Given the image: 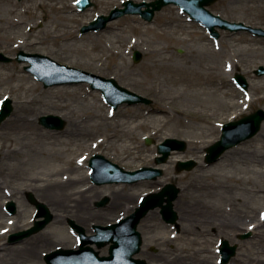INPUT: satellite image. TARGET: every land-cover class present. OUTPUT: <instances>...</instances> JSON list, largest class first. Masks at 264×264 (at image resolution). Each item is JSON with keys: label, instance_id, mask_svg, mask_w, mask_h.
Wrapping results in <instances>:
<instances>
[{"label": "bare ground", "instance_id": "1", "mask_svg": "<svg viewBox=\"0 0 264 264\" xmlns=\"http://www.w3.org/2000/svg\"><path fill=\"white\" fill-rule=\"evenodd\" d=\"M35 1L31 0V2ZM239 1L244 0H234V2ZM245 1L248 4L256 6L255 8L261 14L260 16H262L258 25L264 28L263 0ZM36 6L44 9V12L50 8L57 14L54 30L48 31V36L44 39H53L55 43L62 41L64 44L77 39L78 36L75 33L74 27L64 25L73 19V11L67 10L68 2L66 0H40L36 2ZM0 8L6 9L9 13H14L18 9V6L13 0H1ZM9 8L11 9L8 10ZM171 11L173 9H169V12ZM25 13L26 10L22 11L19 17L9 21L7 26H2L0 23V37L7 27L22 28L25 25H29L32 28V24H28V21L24 19ZM169 14L164 12L160 15L165 21L166 28L159 31L157 36L167 38L170 35L167 30L173 28L171 27V23L173 22H177L178 26L186 28V31L192 27L183 26V21L177 15L169 18ZM48 15L47 12L44 13V20L49 18ZM84 16L87 15L84 14ZM114 26H112V29H115ZM174 33L171 35L176 39H184L181 34L174 35ZM189 33L196 35V32L192 30ZM235 34L238 33H224L222 36L227 41L231 40L237 44V47L235 46L234 48L230 44L231 42H229V47H233V50L230 53L229 51L227 52L229 53V57L222 68L218 66L208 67L205 72H197L189 67L164 63L171 73L170 81L175 84L182 82L189 85L198 84L200 89L193 96L190 95V99L192 98L194 101H197L204 110H207L209 107L215 110L214 113L188 114L200 127L196 128V125L191 122L184 123L181 117H177L179 116L178 113L181 116H187L185 109H176L171 106L174 112L170 110L169 103L177 105V100L182 95L164 97L161 102L158 101L157 105L150 109L148 116H143L133 109L118 111V114H122L127 119L126 121L133 120L134 124L132 128L134 129H149L152 127V133L146 136L163 135L169 122L175 120L181 125L183 132L187 133V135L190 134V146L186 153L181 155L178 151H174L168 162L162 166L165 173L164 176L167 178L173 177V164L175 162L184 160L189 156L198 160L196 168L176 176L180 180H184L187 186H184V193L181 194L174 204V209L178 213V223L171 229L173 235L169 238L165 237L164 240H153L155 245H158V243L165 244L164 241L172 243L170 257H162L164 253L161 251L152 253L148 249H142L141 252L150 261H153L154 257H158L156 261L162 264H218L212 261V257L209 255L212 253V250L209 248L210 240L208 236L216 230L217 236H224L234 241L238 232L248 229L252 230L253 237L248 242L240 243L242 251L235 255L227 264H264V218H260L261 213L264 217V205L258 209L251 205V202L256 197L264 199V124L256 136L227 150L215 163L208 164L199 161V158L203 157L202 153L207 150L208 145L219 137L218 128L215 127L216 120L224 115L230 116L232 120L236 119L242 113L241 107L252 104L258 99L255 95L262 92V87L255 83H250L251 90L243 97H237L238 95L235 91L229 88L226 77L232 76L237 70L246 73L247 70L244 69L246 60L244 57L249 53H258L264 49L262 38L257 36L248 37L247 35H238L235 38ZM34 37L32 35L25 36L24 38L13 36L11 40L15 47L20 49H25L29 46L36 48L40 47V44L45 43L44 39L29 42ZM201 39H203L202 36ZM136 43L137 41L134 39L131 41V45L133 46ZM100 47V44L95 43L87 49L81 46L79 49L89 53ZM155 51L158 52L157 49L153 50V52ZM223 51H226V48L215 52V55L222 56L224 54ZM160 52L162 51L160 50ZM121 55L123 54L120 51L115 54L111 53V58L115 60L117 57H121ZM155 66V62L146 65L149 75L153 73L152 70ZM119 67L120 65L116 63L113 68L116 71ZM8 81L16 83V88L23 90L25 93H31L33 96L27 100L19 101L12 115L0 126V134L3 139L0 143L3 146L6 145V151L0 160V261L3 264H41L39 262L42 258L40 249L45 247L51 249L58 243L63 244V246L69 243L68 238L63 241V239L56 237V232L60 230L66 218H72L84 226V223H87L92 216L104 217L112 214L118 206L119 201L125 197L134 199L135 203L128 210L132 211L137 207L143 195V193H136L133 190L135 188L140 190L142 186L147 187L151 184L150 181H140L132 188L126 186L118 187L116 185H102L99 187L94 184L85 186V183L90 181V169L88 167L85 170V168L93 149L104 146L107 143L116 144V148L120 150L124 157L136 161H150L149 153L151 150L141 145L138 138L134 137L133 129L128 128L129 126L124 127L123 124L108 122L109 117L116 115L117 111L112 112L109 116L104 115V113L99 115L97 112L84 113V115H79L78 117L74 115L70 120L68 119V115L71 112L60 115L64 119H68V128L65 129L64 134L67 133L73 137L69 141L73 145L76 143L78 149L66 148L59 150L55 147L56 143L53 139L59 134H63V132L61 133L55 129L44 130L36 124V118L40 113L44 112L37 108L39 104L38 96L46 92L52 94L54 89L42 91L41 84L34 81L30 75L23 73L21 70H15L11 73L7 66L0 63V83ZM205 85L212 88L207 90L204 88ZM60 90L62 89L60 88L58 91ZM231 97L237 98L236 101L230 100ZM93 98L97 102L99 101L97 97L93 96ZM58 105L68 109L66 108L68 105L61 103ZM100 108L101 110L103 109L101 105ZM232 109H236L235 112L228 114ZM95 118L98 121L92 123ZM146 120H151V122H146ZM86 123L87 125L83 126ZM104 127H106L105 131L103 130ZM185 130L188 131L186 132ZM99 133L103 135L98 136ZM123 134L126 136V141L118 140L117 138ZM213 135L215 137L212 139ZM92 138L94 144L90 147L89 140ZM261 143L262 145L260 146L255 145ZM40 155L45 156L47 159L56 158L61 163L58 166L50 163L52 170H50L51 172L47 177L43 178L40 174L29 177L30 173L27 172V168L35 166L32 165V161L36 158L35 156ZM244 164L253 165L252 172L256 173L260 179L245 175L240 176L239 171L244 170ZM228 167L236 168V173L219 172V170ZM60 174L62 176L65 174V178H60ZM19 179H25L24 182L26 183L22 182L19 184L20 186L9 184L14 182L18 185ZM165 182H167V179L162 180L156 190L160 189ZM239 186H243L242 188L246 190V194L238 192ZM5 188L10 189L5 191ZM93 191H96L98 197L105 193L109 194L112 197L110 206L104 210L93 209L88 194ZM24 193H32L38 201H43L48 205L53 215L52 222L48 226V229L25 238L19 243L9 244L5 240L8 233L17 231L21 227L28 226L38 220L34 218L32 221L25 222L24 219L27 216L29 203L22 195ZM196 193L200 195H196ZM206 194L209 196H213L214 194L221 195L228 202V206L211 204L205 199ZM20 200L25 205V208L22 210L18 208L20 217L17 220L9 217L8 219L10 220L5 221L4 217L8 213L3 210V204L9 201L17 203ZM158 212V210L150 211L143 218L139 228L141 230L142 228L144 230L150 229L153 226L152 223L159 218ZM159 224L168 227V224L163 222ZM182 239L185 240L184 244H176L177 240Z\"/></svg>", "mask_w": 264, "mask_h": 264}, {"label": "rangeland", "instance_id": "2", "mask_svg": "<svg viewBox=\"0 0 264 264\" xmlns=\"http://www.w3.org/2000/svg\"><path fill=\"white\" fill-rule=\"evenodd\" d=\"M13 1L18 6V9H16L14 13H9L7 12L6 9L0 8L1 25L7 26V23L9 21L13 19H17L19 17V14L22 11L26 10L24 19L28 21V24H32V28H30L29 25H25L22 28L7 27V29H4V32L0 37V52L13 58L16 57L17 53L20 50H24L26 52H31V53L37 52V53L45 54L62 64H67L75 68L93 72L95 74H98L106 78H114L121 86H124L138 94L145 96L146 98L151 99V103L149 104L139 103V104L129 105L125 103L120 105L117 108V110H114L111 107V105L106 102L101 91L97 89H93L88 82H82L78 84L76 83L62 84V85L57 84L47 87L31 71L27 69V66L30 65L29 62L27 61L21 62L16 59H14L11 62H5L0 60V63L7 66L11 73H13L15 70H21L23 71V73L30 75L34 81L39 82L41 84L42 91H47L48 89H54L52 94L46 92L45 94L38 96L39 104L37 108L43 110L44 112L38 115V117L36 118V124L44 130H47L49 128L43 125L40 121V118L43 115L54 114L60 116L62 114H66L67 112H71V114L68 115V119L70 120L74 115L78 117L79 115H84V113L87 114V113L97 112L99 115L101 113H104V115L109 116V114H111L112 112L117 111L116 115L109 117L108 122L114 124H123L124 127L129 126L128 128H130L131 130L133 129L134 137L136 136V138H138V141L141 143V145H143L144 148H148L149 150H151V152L149 153L150 161H144V160L136 161L131 158H126L122 155L120 150L116 148L117 145L112 143H107L104 146L94 148L93 151L91 152V156L93 154L99 153L105 156L107 159L111 160L112 162H115L119 166L125 168L126 170H137L143 166H153V167L162 168V166L165 165L168 162V160L171 158L174 151H178L181 155H184L186 153V151L190 146L189 143L190 134H188L189 135L188 136L187 133L183 132V128L175 120L169 122V125L166 126L163 135L155 134L152 136H148L153 140V143L148 144L146 142V138H147L146 135L152 133L153 130L152 127L149 129L132 128V125L134 124L133 120L126 121L127 119L122 114H118L119 110L133 109L134 111L140 113L143 116L145 115L148 116V113H150V109L153 106L157 105L156 103L158 101L161 102L164 97H169L171 95L172 96L182 95V97L177 100V105L169 103L170 110L174 112L172 107L181 110L185 109L187 116H183V115L181 116L178 113L179 116L177 117H181L184 123H190V122L193 123L194 125H196V128L200 126L196 124V122H194L192 117H189L188 114L196 115L202 112L205 113L215 112V110L214 109L212 110L211 107H209L207 110H204L202 106L198 104L197 101H194L192 98L190 99V95L193 96V94L198 92V90L200 89L198 84L189 85L184 82L175 84L174 82L170 81L169 79L171 73L170 71H168L169 69L166 68L164 63H170L173 65H178L187 68L189 67L190 69H193L197 72H205L208 67L212 68L218 66L219 68H222L226 60H228L229 57L228 54L231 52V50H233L232 49L233 47L232 48L229 47V42H231L230 44L234 46V48L237 45L235 42L231 40L227 41L225 38H223L222 36L224 33H238L235 34V38L238 35H247L248 37L257 36L262 38L264 43V35H258L249 30L232 31L228 29H218L220 36L219 38L216 39L213 36H211L210 32L206 27L201 25L198 21L191 19L188 13L183 12L182 9L177 4H173V3H170L169 5L164 6L161 10L157 11L152 21H147L143 19L139 14H126L120 18L110 21L109 24L99 32L96 31H90L88 33L81 32V28L83 25L89 24V22L92 21L97 15L108 14L110 10L115 6H122V2L124 0H92V2H94V5L87 8L84 11H80L77 8L76 6L77 0H66L68 2L67 10L70 9L73 11L72 12L73 19L69 20L64 25L73 26L75 29V33L78 37L76 40L69 41V43L64 44L62 41L55 43L53 39H44V38L48 36V31L54 30V26L56 25L54 22L55 19H57L56 12L54 10H51L50 8L46 9L45 12L49 14L48 15L49 18L47 20H44V13H45L44 9L38 8L36 6V2L40 0H36L35 2H31V0H13ZM135 1L150 2L153 0H135ZM262 4H264V0ZM255 7L256 6L254 4H248L245 0L239 2H234V0H218L215 4L209 6L208 8L214 14H217L224 19L233 22H244L246 25L252 26L253 28H263L262 26L258 25L260 18H262V16H260L261 14L258 12V10ZM10 9L11 8H9L8 10ZM169 9H173V11L169 12ZM164 12L167 14L170 13L168 16L169 18L172 17L173 15H177L180 18V20L183 21L182 22L183 26H192V27L188 28V30L186 31V28H182L178 26L177 22H173L171 23V27L173 28L167 30L170 33V35L167 38H161L157 36V33L159 31H162V29L166 28L164 24L165 21L162 19V17H160V15ZM84 14L87 16H84ZM112 26H114L115 29H112ZM191 30L195 31L196 35L192 33L190 34L189 31ZM173 33L174 35L181 34V36L184 37V39L183 40L176 39L171 35ZM29 35L35 36L33 39H30L29 42L37 41L38 39L39 40L44 39L45 43L40 44V47H36V48L29 46L25 49H20L15 47L13 41L11 40L13 36L24 38L25 36H29ZM201 36L203 37V39H201ZM133 39L137 41V43L134 46L131 45V41ZM95 43L100 44L101 47L94 51H90L89 53L87 51H82L79 49L80 46L85 47L87 49ZM224 48H226V51H223L224 54L222 56L215 55V52L222 51L224 50ZM136 49L143 53V57L139 62H135L133 59V54ZM155 49H157L158 52L156 51L153 52V50ZM160 50L162 52H160ZM180 50H182V52H180ZM118 51H120L123 55L113 60L111 58V53L115 54L118 53ZM228 51L229 53H227ZM244 59L246 60L245 61L246 65L245 68L244 67L242 68L247 70V72L242 73L237 70V72H234L232 76L228 78L226 77L227 79L226 81L229 85V88L235 91V93L238 95L237 97H243L244 95H246V93H248L251 90L250 83H255V84H259L262 87V92H259L258 94L255 95V97L258 99H256L252 104L241 107L242 113H240V115L236 119H239L247 114H250L258 110L259 108L264 109V97H263L264 75H258L256 73L258 67L260 65H264V49H262L258 53H249L244 57ZM151 62H155L156 66L152 70L153 73L149 75L146 69V65ZM116 63H118L120 67L117 68V70L115 71L113 67L116 65ZM236 73L242 74L246 77L247 81L249 82V87L247 91H244L236 83L235 81ZM16 87H17L16 83L14 82L8 81V82L0 83V102L4 97L6 96L10 97L13 100V106H14L13 112L17 108L19 101L27 100L33 96L31 93H25L23 90H20ZM60 88L62 90L58 91ZM204 88L209 90L212 87L205 85ZM93 96L97 97L99 101L97 102L93 98ZM236 99L237 98L234 99L233 97H231L230 100L236 101ZM60 103L68 105V107H66L68 109L62 108V106L58 105ZM100 105L103 107L102 110L100 108ZM235 110L236 109H232L228 114H232V112H235ZM67 120L64 129H55L57 131H60L61 133L63 132V134L61 135L59 134L58 136H56V138L53 139L55 140L56 143L55 147L58 148L59 150H64L66 148L76 150L78 149L76 143L75 145H73L72 143H70L71 141H69L70 139H73V137L70 136V134L67 133L64 134L65 129L68 128ZM230 120L232 119H230V116L228 117L227 115L220 116V118L216 120L215 127L218 128L219 137L216 140H213L208 146H210L211 144H213L214 142L220 139L222 134V125L229 122ZM96 121H98L97 118H95V120L92 123H96ZM146 122H151V120H146ZM2 124L3 122L0 124V126ZM85 125H87V123L84 124L83 126ZM103 130L105 131L106 127H104ZM104 131L102 132L104 133ZM185 131L187 132L188 130ZM102 135H103L102 133H99L98 136H102ZM167 137H173L184 140L187 144V148L185 150H173L168 160L165 163L157 164L156 156L158 155V144ZM214 137L215 136L213 135L212 139ZM253 137L249 139H252ZM93 138L89 140L90 147L93 146L94 144ZM117 139L126 141V136L123 134ZM2 140L3 139L0 134V142H2ZM241 143H239L238 145H240ZM255 145L260 146L262 145V143ZM5 151H6V145L3 146L0 143V160L4 156ZM206 153H207L206 151L202 153L203 157L199 158V161L204 163L206 162ZM35 157L36 158L32 161V165L35 166H30L27 168V172L30 173L28 175L29 177H33L38 174H40V176L43 178L47 177V175L51 172L50 170H52L50 163L56 164L57 166L60 165L61 163L59 160H56V158L47 159L45 158V156L42 155ZM89 160L85 170H87V168L89 167ZM184 160H194L196 164L194 168H196L198 165V160L192 158L191 156H189ZM177 163L178 162H175L173 164V172H172L173 177L167 178L166 176H164L165 173L163 170V174L156 179L140 180V181H150L151 184H149L147 187L142 186L140 190L135 188L133 191H135L136 193L139 192L143 193L142 196H146L150 193L160 191L167 183H173L180 189V193L177 199L174 201L175 204V202L180 198L181 194L184 193L183 191L184 186H187L184 180H180L176 176L194 169L193 168L191 170L178 171ZM245 163H250V162H245ZM252 167L254 166L251 164L249 165L244 164L243 165L244 170L239 171V175L240 176L245 175L248 177H254L256 179H260V177L256 173L252 172ZM219 172L232 174V173H236V168L228 167L219 170ZM59 177L65 178V174L63 176L60 174ZM166 179L167 182H165V184L161 186L160 189L156 190V188L159 186V183L162 180H166ZM24 180L25 179H19L18 185L14 182L9 184H11L12 186H20L19 184L24 182ZM89 180L90 181L85 183V186L94 184L90 178V175H89ZM140 181L134 183H105L101 185H97V184L94 185H97L99 187H101L102 185H107V186L116 185L118 187L126 186L132 188L135 187L137 183H139ZM242 187L243 186H239L238 192L246 194V190H244ZM9 189L10 188H5V191H8ZM30 194L36 200L34 194L32 193L22 194L25 197L26 201L29 203V206L27 207V214H26L27 216L24 219L25 222L30 220L32 221L37 213L36 204L31 201ZM88 194L91 200V207L95 210H104L107 207H109L112 202L111 200L112 197L109 194L105 193L100 197H98L96 191L90 192ZM196 195H200V194L196 193ZM105 198H108V201L104 205L99 206L98 203L103 201ZM205 199L208 200L211 204L224 206V207L228 206V202L221 195L218 194H214L213 196H209L206 194ZM36 201L38 202V200ZM41 202L46 205L45 202L43 201ZM7 203L8 202L3 204L4 206L3 210L8 213V215L4 217V220L9 221L10 220L8 219L9 217H13L14 219L17 220L20 217V212L18 213V208L19 210H22L23 208H25V205L21 202V200L20 202L18 201L16 203L17 204L16 212L11 215L6 209ZM134 203L135 201L131 197H127V198L125 197L121 199L119 201L118 206L115 208L112 214H109L104 217L92 216L87 223H84L85 229L89 234H93L94 225L97 224L108 225L116 222L119 218H122L133 212L134 209L132 211H128V210L130 206L133 205ZM251 205L257 207L258 209L259 207L264 205V199H262L261 197H256V199H254L251 202ZM46 206L50 212V208L48 207V205ZM153 210L159 211L158 212L159 218L152 223L153 226H151L150 229H145V230L143 228L142 230L139 228V231H141L143 235L142 249L143 250L148 249L152 253H158L161 251L162 253L165 254V255L163 254L162 257L163 256L170 257V251L172 252V243H168L164 241L165 244L158 243V245H155L153 243V240H157V241H159V239L164 240L165 237L169 238L173 235V233H171V229L173 228L174 225H177L178 223V213L174 209L177 214L176 221L173 223H168L163 218L160 208H155ZM261 217H263L262 213L260 214V218ZM72 220H73L72 218H66L64 220V223L61 225L60 230L56 232V237L63 239V241H65L64 239L68 238L69 243H67L65 246H63V244L61 243H58L57 245H54L53 248L51 249L46 247L40 249V252H42V258L39 260V262L41 264H47L45 260L46 254L57 249L58 247L74 248L78 246L79 238L77 233L71 227ZM51 222L52 220L46 225L44 229L38 232L48 229V226L51 224ZM161 222L168 224V227L159 224ZM33 225L34 223L28 226L25 225L24 227H21L17 231L8 233V236L5 238V240L9 242V244L19 243L20 241L10 242L9 241L10 235L23 231L27 228H30ZM252 237H253V232L252 230H248V229L238 232L234 241H231L229 238L224 236H217L216 230L213 231V234L208 236V239L210 240L209 248L210 250H212V253L209 255L212 257V261L218 264L219 263L227 264L221 262V254L219 252V248L221 246L220 242L222 239H226L229 241L231 245L236 246L235 255H237L240 251H242L241 250L242 247L240 243L248 242ZM177 243L184 244L185 240L184 239L177 240L176 244ZM95 248L98 249L96 246ZM98 250L102 255H107L109 246L106 245ZM141 251L136 255V257L145 259L149 263L162 264L156 261L158 257H154L153 261L146 259V257L143 255V252ZM0 264H3V262L0 261Z\"/></svg>", "mask_w": 264, "mask_h": 264}, {"label": "water", "instance_id": "3", "mask_svg": "<svg viewBox=\"0 0 264 264\" xmlns=\"http://www.w3.org/2000/svg\"><path fill=\"white\" fill-rule=\"evenodd\" d=\"M217 0H154L152 2L137 3L133 0L125 2V8L116 7L109 15H101L96 20L92 21L89 25L82 27V32H89L91 30H101L106 27L107 23L113 19L119 18L127 13H139L145 19L152 20L155 12L161 10L165 5L172 2L179 4L185 11L189 12L192 17L201 21L209 27L211 33L218 37L219 33L215 29L216 25L222 28L231 30L249 29L251 31L261 33L264 35V30L253 29L245 25L243 22H230L213 14L207 5L215 3ZM82 9L92 5L90 0H82L79 3ZM146 9H143V7ZM13 58L5 56L0 53V60L12 61ZM19 61L30 60L34 64L29 69L35 72L38 77L45 81L46 86L52 84H61L67 82H81L90 81L94 89H101L106 99L112 103L116 109L120 104L128 102L129 104L136 103H151V100L137 94L121 85L113 78H105L86 71L73 69L69 66L57 65L59 68L78 73L82 77L62 78L58 80H51L49 77L37 70L35 61L39 59H48L47 56L42 54L26 53L21 50L18 53ZM142 59V53L139 50L134 52V60L139 62ZM259 75L264 74V66H260L256 71ZM238 81L247 88L248 83L246 78L237 74ZM13 111L12 100L6 98L3 102L0 112V123L5 120ZM264 121V110L259 109L249 115L242 117L237 121H231L223 126V134L221 139L209 146L207 151V162L213 163L229 148L237 145L238 143L254 136L261 128ZM41 122L50 128L61 129L65 126V120L60 116L48 115L41 117ZM150 144L152 140H147ZM187 144L183 140L177 138H167L163 143L158 146V152L163 154L156 158L157 163L167 161L173 149L185 150ZM92 168V179L97 184L112 183V182H136L144 178H157L163 171L160 168L143 167L136 171L125 170L118 164L105 158L103 155L96 154L90 161ZM195 166L193 160L180 161L178 169H192ZM179 188L173 184H167L162 191L152 193L145 197L140 206L126 218L118 223L108 226L95 225L96 234L87 235L84 227L71 221V225L79 232L81 239V246L79 249H58L46 256L48 264H152L146 262L144 259L135 258L134 255L141 250L142 234L138 230V225L141 219L149 212V210L156 207H161L163 217L167 222H174L176 220V212L173 207L174 200L178 197ZM107 202V198L98 205H103ZM10 208L14 211L15 204L11 202ZM39 210L38 216H45L44 220L36 222V225L28 230L15 233L11 236V241H17L29 236L46 226L52 219V215L48 208L43 203H37ZM96 243L99 248L108 243L110 245L109 255H100L90 244ZM221 253L223 255V262H228L231 257L236 253V246H231L228 240H222Z\"/></svg>", "mask_w": 264, "mask_h": 264}, {"label": "snow or ice", "instance_id": "4", "mask_svg": "<svg viewBox=\"0 0 264 264\" xmlns=\"http://www.w3.org/2000/svg\"><path fill=\"white\" fill-rule=\"evenodd\" d=\"M77 2L79 3V0H77ZM0 103H2V102H0ZM262 218H264V217H262Z\"/></svg>", "mask_w": 264, "mask_h": 264}]
</instances>
